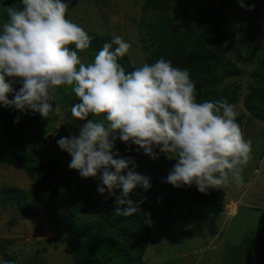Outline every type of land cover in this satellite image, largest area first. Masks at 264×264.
Masks as SVG:
<instances>
[{"label":"rangeland","instance_id":"374dc122","mask_svg":"<svg viewBox=\"0 0 264 264\" xmlns=\"http://www.w3.org/2000/svg\"><path fill=\"white\" fill-rule=\"evenodd\" d=\"M6 1L0 0V22L8 19V7L17 8L21 4V0H10L7 6ZM142 5L143 0H69L66 19L83 27L88 34L110 39L117 35L123 37L131 44L127 56L133 66L147 62L163 29L174 34L197 25L200 20L206 21L203 26L229 31L231 35L225 44L236 45L238 15L243 9L238 0H177L165 10L148 11H143ZM215 17L217 21L210 23ZM259 48L264 54V41L259 43ZM78 54L85 62H92L96 52L88 48ZM239 54L245 58L248 51L242 48ZM231 57L239 66L237 59ZM247 74V78H233L225 83L227 96L232 100L230 104L236 106L239 116H244L240 125L244 136L252 141V159L244 168L243 183L236 185L238 188L246 185L248 196L235 216L231 217L226 210L223 219L208 218L204 213L212 211L215 204L191 203L182 187L165 182L170 169L136 146V170L150 177L151 183L147 191L140 187L150 228L144 264H247L257 219L264 210V123L254 120L245 107L253 105L250 89L255 88L253 76L258 74V66L250 67ZM13 87L16 90L19 85ZM55 96L53 103L60 106V111L48 118L31 110L24 113L17 110L16 115L26 151L41 163L52 158L58 160V196L48 202L34 221L21 217L9 205L3 208L0 204V241L3 237L22 238L20 242L0 243V264L2 261L73 264L79 257L90 258L97 264H117V249L122 241L101 218L107 191L100 194L92 177L82 178L77 170L69 169L71 156L57 145L61 137L76 134L77 126L84 122L67 123L72 119L71 107L78 102L77 98L65 86L58 87ZM31 183L17 165L0 126V188L27 190ZM250 205L256 209L247 208Z\"/></svg>","mask_w":264,"mask_h":264},{"label":"clouds","instance_id":"9594fccd","mask_svg":"<svg viewBox=\"0 0 264 264\" xmlns=\"http://www.w3.org/2000/svg\"><path fill=\"white\" fill-rule=\"evenodd\" d=\"M238 3L245 7L244 0ZM68 8L69 0H21L20 8H7L8 19L0 22V107L48 118L60 111L53 103L56 89H70L78 102L67 123L84 122L57 145L71 156L69 169L82 178L100 173L103 186L97 191L103 195L107 189L115 197L114 216L135 214L143 201L129 199V193L137 186L151 188L150 177L136 171L134 159L114 158L109 137L117 132L122 142L153 160L160 154L174 159L165 180L173 187L195 185L207 194L230 183L241 185L252 141L237 123L236 106L223 99L197 102L190 72L163 58L126 72L118 58L131 44L118 35L85 62L78 53L89 48L92 38L66 19ZM100 116L102 121L93 119ZM18 122L19 116L13 123Z\"/></svg>","mask_w":264,"mask_h":264},{"label":"trees","instance_id":"16d2710c","mask_svg":"<svg viewBox=\"0 0 264 264\" xmlns=\"http://www.w3.org/2000/svg\"><path fill=\"white\" fill-rule=\"evenodd\" d=\"M177 0H143L142 10H165ZM254 4L253 10H247L248 6ZM21 4L17 7L20 8ZM218 17L212 18L210 23L216 22ZM206 25L205 20H200L195 26H187L184 31L178 33H167L163 29L161 38L156 49L147 57L148 64H152L160 58L171 61L174 67L187 69L190 78L195 83L197 102L226 100L228 98V85L226 81L233 78H247L250 67L257 65L258 74H254L255 88H251L253 105L246 104L247 112L259 122L264 123V54L261 53L259 43L264 41V0H248L245 7L238 15L237 41L236 45L227 46L225 42L231 33L221 28ZM92 40L89 48L92 52H98L105 42H111L110 38H103L96 34H88ZM70 47L75 50V46ZM116 46L113 45V48ZM248 51V56H240L241 49ZM80 53V52H79ZM260 53L262 59H260ZM263 55V56H262ZM234 58L237 59V66ZM125 71H132L136 67L130 64L127 54L118 58ZM18 90V89H16ZM248 91V89H247ZM9 99L13 96L9 95ZM17 110L3 107L0 117V126L6 138L12 155L17 165L24 171L32 181L27 190L15 187L0 188V204L16 209L18 214L34 221L39 218L48 202L58 196L56 184L60 174L59 162L52 158L46 162H39L33 158L25 149L22 133L18 123H13L17 117ZM103 118L102 116H100ZM244 116L237 117V123L241 125ZM113 137H115L113 139ZM113 143L114 158H132L136 145L125 143L119 139V134L113 133L109 137ZM159 152V149H156ZM159 161L171 170L176 161L159 155ZM135 161V160H134ZM131 167V165L129 166ZM137 171V170H136ZM126 175V170L121 173ZM95 186L102 185L100 173L92 177ZM184 193L194 204L215 203L219 200L221 189H210L207 194L200 193L196 186L182 187ZM107 191V189H106ZM121 190H115L120 195ZM129 199L139 202V209L129 217L114 216L115 197L108 195L104 202L105 212L102 221L109 229L115 230L122 241L117 249L119 261L117 264H144L142 258L146 252L150 237L147 210L140 186L131 193ZM124 207V206H121ZM73 264H97L94 260L79 257ZM247 264H264V210L261 211L257 220L255 232L247 251Z\"/></svg>","mask_w":264,"mask_h":264},{"label":"crops","instance_id":"0c3cea01","mask_svg":"<svg viewBox=\"0 0 264 264\" xmlns=\"http://www.w3.org/2000/svg\"><path fill=\"white\" fill-rule=\"evenodd\" d=\"M243 188H245V191H243ZM247 196H248V192H247V186L246 185L242 186L241 188H238L235 184L230 183L229 185L222 187L220 198L217 202L214 203L215 208L212 211H206L204 214L208 218H211L213 216V217H217V218L221 217V219H223L224 218L223 215L227 214V213L231 214V217H233L237 214L238 208L240 207V205H242V206L244 205V203L246 201L245 199L247 198ZM216 204H218V205H216ZM247 208H250L252 210L256 209V208H253L251 205H250V207H247ZM226 210L228 211L227 213H226ZM258 218H259V216H258ZM146 252H147V249H146ZM146 252H145V254H146ZM142 260H143V258H142Z\"/></svg>","mask_w":264,"mask_h":264},{"label":"water","instance_id":"95a60500","mask_svg":"<svg viewBox=\"0 0 264 264\" xmlns=\"http://www.w3.org/2000/svg\"><path fill=\"white\" fill-rule=\"evenodd\" d=\"M5 5L9 6L10 5V0H7L6 2H4ZM22 240V238H18V237H3L1 238V245H4V244H8V243H14V242H20Z\"/></svg>","mask_w":264,"mask_h":264}]
</instances>
